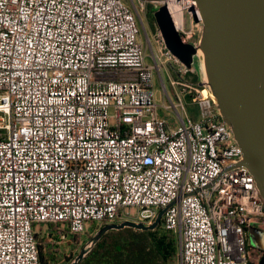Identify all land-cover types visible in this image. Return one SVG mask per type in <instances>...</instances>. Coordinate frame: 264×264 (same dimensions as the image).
Listing matches in <instances>:
<instances>
[{"label": "built area", "instance_id": "obj_1", "mask_svg": "<svg viewBox=\"0 0 264 264\" xmlns=\"http://www.w3.org/2000/svg\"><path fill=\"white\" fill-rule=\"evenodd\" d=\"M164 5L197 44V0H0V264H42V231L61 245L161 210L179 264H260L248 228L264 224V200L210 91L157 23L149 36L145 16Z\"/></svg>", "mask_w": 264, "mask_h": 264}, {"label": "water", "instance_id": "obj_2", "mask_svg": "<svg viewBox=\"0 0 264 264\" xmlns=\"http://www.w3.org/2000/svg\"><path fill=\"white\" fill-rule=\"evenodd\" d=\"M197 2L203 17L197 44L182 39L165 5L155 11L156 23L165 46L185 71L192 68L196 58L200 62L198 84L210 91L216 110L242 148L236 166L249 168L264 200V0ZM163 214L161 210L150 225L125 220L100 227L69 264H80L111 230H155ZM261 234L256 240L252 234L251 240L263 250L260 264H264V232Z\"/></svg>", "mask_w": 264, "mask_h": 264}, {"label": "trees", "instance_id": "obj_3", "mask_svg": "<svg viewBox=\"0 0 264 264\" xmlns=\"http://www.w3.org/2000/svg\"><path fill=\"white\" fill-rule=\"evenodd\" d=\"M155 11L149 16L155 24ZM198 77H193L198 82ZM108 223H103L104 226ZM78 239V238H76ZM40 247L42 264H51L61 258L52 248ZM57 257H59L57 259ZM70 262L72 258H67ZM179 262V246L176 236L159 225L155 230H139L126 227L111 230L96 244L80 264H175Z\"/></svg>", "mask_w": 264, "mask_h": 264}, {"label": "rangeland", "instance_id": "obj_4", "mask_svg": "<svg viewBox=\"0 0 264 264\" xmlns=\"http://www.w3.org/2000/svg\"><path fill=\"white\" fill-rule=\"evenodd\" d=\"M125 3H127L128 5H131V0H123ZM186 20H187V26L189 23V19L188 16H186ZM149 19L148 16H145V22H146V29L147 32L149 34V36L151 37L154 45V36H153V32L155 30V24L153 23L152 26H149ZM143 41L145 44H147V38L146 35L143 33ZM148 62H152V60L150 58H148ZM202 71V67L200 62L198 61V59L196 58L193 66L191 69L187 70L186 73H184V75L188 78V79H193V77H198V81H200V74ZM171 75L173 78L177 77V74L175 73V71L172 69L171 70ZM165 83H166V88L167 91L170 95V97L172 98V101L174 103L178 102V98L176 95V91L174 89V87L171 85L170 79L169 77H167L165 79ZM155 97H156V101L158 102L159 105H162L164 102V97H165V89L161 83V80L159 78L158 73L156 72V76H155ZM184 102L186 104V108L189 112L190 115L192 116H198L199 115V106L197 104H194L190 101L189 98H187L186 96H183ZM166 103H169L168 101H166ZM160 111L165 113V115H170V113H168L165 109L160 108ZM99 224H95L92 223L90 225H88V230L87 232L83 233L81 236H76L74 237L72 240L71 238H69L71 241L63 243L61 245H57L56 243H54V241H51L49 239V237L46 236L45 231H42L39 235H38V239L41 245H43V249H47V248H52L54 249L57 254L59 256H61L60 259H58L59 257H57L58 260L52 261L51 264H69L73 258L79 253V251L81 250L82 246L85 244V242L89 239V234H91V236H93V234L95 233L96 230H98L101 226H98ZM264 226V224H263ZM78 238V239H76ZM67 258H72V260L69 262L67 260ZM175 264H179V262L177 261Z\"/></svg>", "mask_w": 264, "mask_h": 264}, {"label": "flooded vegetation", "instance_id": "obj_5", "mask_svg": "<svg viewBox=\"0 0 264 264\" xmlns=\"http://www.w3.org/2000/svg\"><path fill=\"white\" fill-rule=\"evenodd\" d=\"M148 19L150 20L149 21V26L151 27L153 22L149 16V11H148ZM146 24V22H145ZM264 232V226L263 225H259V224H254V225H251L249 228H248V235H249V244L250 246L253 248V250L258 253V254H262L263 256V250L258 248V247H255L253 244H252V240H251V235L253 234L254 235V240L258 239L257 235L260 236L261 233ZM262 235V234H261ZM262 238V237H261ZM260 240V239H259ZM261 242V241H260Z\"/></svg>", "mask_w": 264, "mask_h": 264}, {"label": "crops", "instance_id": "obj_6", "mask_svg": "<svg viewBox=\"0 0 264 264\" xmlns=\"http://www.w3.org/2000/svg\"><path fill=\"white\" fill-rule=\"evenodd\" d=\"M190 80L194 81L193 79H190ZM194 82H197V81H194ZM198 83H199V81H198ZM190 101H191V100H190ZM160 115L163 116V117H167V115H165V113H163V112H161V111H160ZM194 117H195V118H198L199 115H198V116H195V115H194ZM89 236H91V234H89Z\"/></svg>", "mask_w": 264, "mask_h": 264}]
</instances>
